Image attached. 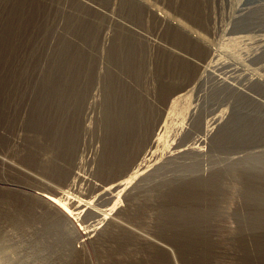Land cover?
<instances>
[{
  "label": "rangeland",
  "instance_id": "obj_1",
  "mask_svg": "<svg viewBox=\"0 0 264 264\" xmlns=\"http://www.w3.org/2000/svg\"><path fill=\"white\" fill-rule=\"evenodd\" d=\"M249 5L0 0V264H233L250 244L264 264ZM49 54L69 69L45 98L30 78Z\"/></svg>",
  "mask_w": 264,
  "mask_h": 264
},
{
  "label": "trees",
  "instance_id": "obj_2",
  "mask_svg": "<svg viewBox=\"0 0 264 264\" xmlns=\"http://www.w3.org/2000/svg\"><path fill=\"white\" fill-rule=\"evenodd\" d=\"M34 1H36L37 3L38 2H40V0H34ZM2 3L4 4V3H6V5H5V8L8 6V5H11L10 3H11V1H9V2H3L2 1ZM24 13L25 12H23V14L22 15H24ZM22 25V24H21ZM5 25H3V26H1V28L2 27H4ZM23 26H25V27H23L22 29L23 30H21L20 32H19V30H18V36H17V41H16V43H18V40L20 41V40H24L25 39V37H26V35L28 34V32L30 31L29 30V28L31 27V25H29V24H25V25H23ZM31 31H34V30H31ZM2 36H0V38H1ZM131 39H133V41H134V36L132 37V34L131 33H129V32H125V31H122V32H120V34L118 35V37H116V39H114V43H112L113 45L112 46H118V47H123L124 49H125V46L127 45V44H129V41L131 40ZM40 52H42V50H36V52H35V55H34V58H35V56L37 55V57H39V55H40ZM42 54V53H41ZM56 57H58V56H56ZM56 57H54L53 55H50L49 54V56H48V65H55L56 67H58V68H55V71H54V73H53V75H50L51 73L50 72H48V67L46 68V69H41L40 71H38L37 73H34V75L32 74V76H31V78H30V83L32 84H34V86H35V90L38 92V96L39 97H41L42 95H44L45 96V93H47L48 91H49V89H50V87H49V85L50 84H48V85H46V83H44V85L42 86V84H43V80L45 81L46 80V76H48L47 78L49 79V81H51L52 83H58L57 85H59V80L60 79H62V78H64V77H66L67 76V69H69L68 68V66H67V64H66V61H64L63 62V64L60 66V68L62 69V71H63V73L62 72H60V68H59V63H60V60H61V58H56ZM33 58V57H32ZM29 59V57L28 58H23L22 60H21V62L22 63H25V66L28 64V63H31V61H33V59ZM56 58V59H55ZM72 68V67H71ZM88 68V67H87ZM90 69V68H89ZM62 73V74H61ZM33 78V79H32ZM122 80V79H121ZM114 81H118V80H114ZM29 83V84H30ZM28 84V85H29ZM117 84V83H116ZM27 85V86H28ZM46 87V88H45ZM124 87H126V88H128V90L127 91H129V93L132 95V96H135V93H138V88L136 87V86H134L133 84H125L124 83ZM38 88V89H37ZM71 91H72V88L70 87V85H67V86H65V87H63V90H62V88L61 89H59V88H56V89H54V92H52V93H49V94H57V95H59L60 96V94L62 95V96H67V95H69L70 93H71ZM106 92H107V89H106ZM140 94V93H139ZM45 98H50V96L48 95V97H47V95L45 96ZM105 100V99H104ZM105 104V103H104ZM162 131V130H161ZM159 132H160V130H159ZM242 236V235H241ZM241 236L240 237H238V238H241ZM247 238H249V235H247L246 236ZM254 237V234H252L251 236H250V238H253ZM181 240L183 241V242H185V244H186V246L188 247V248H191V246L189 245V243L190 244H192L193 246H195V248H196V250H198L197 251V253H200V249H198L199 247H198V242L194 239V238H184V239H182L181 238ZM181 240H179V241H181ZM198 244H197V243ZM236 245V244H235ZM248 249H249V252H244V251H242V250H240V248H238V250H237V252H233V251H231L233 254L235 253L236 255L235 256H233L234 257V263L233 264H244V262H245V259L247 258V254H253V252H254V247H253V245H248ZM190 257L191 256H188V259H190ZM184 261H185V259H184ZM185 264V263H184Z\"/></svg>",
  "mask_w": 264,
  "mask_h": 264
},
{
  "label": "bare ground",
  "instance_id": "obj_3",
  "mask_svg": "<svg viewBox=\"0 0 264 264\" xmlns=\"http://www.w3.org/2000/svg\"><path fill=\"white\" fill-rule=\"evenodd\" d=\"M190 1H192L193 4L195 3L196 6L204 8L205 10H207L209 7L213 6L214 4L215 5H221V6L224 4H227L229 10L232 13H234L235 9L237 10V8H238L237 5L240 4L243 0H190ZM249 4L250 5L247 8V10L249 9V11H250L248 18H249V21H251L252 23L255 22L253 26H255L256 29L253 30V33H250L249 36L248 35L246 36V34L244 36L250 42L251 50L253 49V52L257 53V55L260 58H262V60H263L262 63H264V0H249ZM245 5H247V4H245ZM243 31H244V28H243ZM257 61H258V59H257ZM258 63H259V61H258ZM263 69H264V65H263ZM237 72H239L238 69L236 70V73ZM253 74H256V76H258L257 78L261 79L262 83L264 85V72L260 73L259 71H257V69L256 70L254 69ZM254 179H256L257 181L258 180L264 181V173H261L260 175H256L254 177ZM248 188H250V187H248ZM261 189L264 192V187L261 186ZM253 192H255L254 189H253ZM256 194H259L258 190H257Z\"/></svg>",
  "mask_w": 264,
  "mask_h": 264
},
{
  "label": "water",
  "instance_id": "obj_4",
  "mask_svg": "<svg viewBox=\"0 0 264 264\" xmlns=\"http://www.w3.org/2000/svg\"><path fill=\"white\" fill-rule=\"evenodd\" d=\"M168 104H169V102H167L165 106L167 107V106H168ZM161 120H162V116H161V119H160V121H161ZM160 121H159V122H160ZM119 179H120V178H119ZM117 180H118V179H116V181H117Z\"/></svg>",
  "mask_w": 264,
  "mask_h": 264
}]
</instances>
